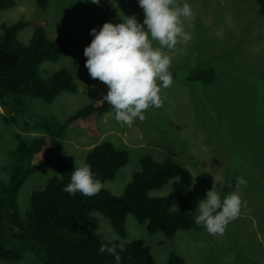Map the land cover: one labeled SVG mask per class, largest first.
I'll list each match as a JSON object with an SVG mask.
<instances>
[{
    "label": "rangeland",
    "instance_id": "rangeland-1",
    "mask_svg": "<svg viewBox=\"0 0 264 264\" xmlns=\"http://www.w3.org/2000/svg\"><path fill=\"white\" fill-rule=\"evenodd\" d=\"M187 2L193 13L191 39L177 48L183 54L173 55L169 71L172 84L161 88L160 107L144 111L145 119L123 124L114 119L113 112L99 115L91 124H76L69 128L57 149L44 148L32 172L17 194L18 212L24 216L29 196L43 188L45 182L57 175V158L72 157L74 166H82L88 150L102 142H111L126 150L127 163L114 178L102 183V188L119 196L134 173L139 160L149 156L160 162L172 158L181 167V174L161 188L150 191L149 197H166L171 210L185 211L194 219L198 200L204 199L213 185L223 198L236 192L242 207L223 234L207 233L205 229L177 231L171 238L160 232L148 234L145 226L128 215L125 237L120 238L108 221L98 213L97 233L107 242L129 243L140 240L150 250L155 264H165L170 254L181 257L184 264H264V19L253 0H175ZM135 16L143 21V11L137 0H48L39 9L34 0H14L11 8L0 12L2 26L18 21L26 25L17 33V41L26 44L35 28H41L48 39H64L67 43L60 58L40 66V75L65 69L77 87L75 94L62 93L51 103L24 98V114L18 115L0 107V181L7 183L14 164L9 156L21 138L41 137L42 133L25 130L22 123L37 115H48L62 122L77 110L94 104L107 86L89 76L84 67L83 49L92 37V28L99 30L105 22L117 24L123 17ZM153 46L158 47L155 41ZM211 68L215 79L208 85L186 82L189 71ZM14 119V123L5 120ZM243 178L246 185L238 186ZM235 180L228 191L222 186ZM0 264H41L25 251L17 262L0 260Z\"/></svg>",
    "mask_w": 264,
    "mask_h": 264
},
{
    "label": "trees",
    "instance_id": "trees-1",
    "mask_svg": "<svg viewBox=\"0 0 264 264\" xmlns=\"http://www.w3.org/2000/svg\"><path fill=\"white\" fill-rule=\"evenodd\" d=\"M47 1L34 0L39 9H44ZM253 1L258 6V15L264 19V0ZM13 5L14 0H0V12ZM25 25L24 21L3 25L0 35V107L21 116L26 111L24 98L49 104L62 93L77 92L72 76L65 69L47 77L40 75L41 64L58 60L67 46L66 41L48 39L38 27L26 44H20L17 33ZM214 79L215 72L211 68L191 70L184 78L186 82L202 85H208ZM102 96L96 103L84 106L62 122L41 114L22 123L23 129L40 132L43 136L27 139L17 135L15 148L9 154L14 164L7 183L0 181V260L17 262L25 251H29L41 264H116L107 251L98 253L103 244L117 246L120 264H155L149 248L140 240L129 243L105 241L97 233L98 222L94 213L103 216L120 238L125 237L128 215L144 225L148 234L160 232L167 238L173 237L177 231L204 229L194 222L189 213L171 210L168 198L148 196L150 191L161 188L181 174V167L170 157L156 162L149 156H143L139 160L138 172L132 175L121 195L114 196L101 189L88 197L79 192L69 195L61 191L74 169L72 157L62 154L56 161L57 175L49 178L42 189L30 194L24 216L19 215L18 191L32 172L41 169L39 165H34L33 159L44 148L57 149L72 126L81 123L90 125L93 118L112 113ZM5 122L14 123V119ZM127 160L126 150L102 141L88 150L84 164L103 183L112 180ZM235 185V180L227 181L222 189L228 191ZM120 245L123 251H120ZM165 264H184V261L170 254Z\"/></svg>",
    "mask_w": 264,
    "mask_h": 264
},
{
    "label": "clouds",
    "instance_id": "clouds-1",
    "mask_svg": "<svg viewBox=\"0 0 264 264\" xmlns=\"http://www.w3.org/2000/svg\"><path fill=\"white\" fill-rule=\"evenodd\" d=\"M90 2L98 4L99 0ZM137 4L143 11L142 23H138L135 16L123 17L117 24L105 22L99 30L90 29L92 39L83 49L84 67L91 78L107 86L102 99L110 105L114 119L123 124L135 119L143 121L145 110L160 107V89L173 82L169 71L171 58L161 49L173 55L183 54L184 49H178L177 45L191 39L184 25L191 28L194 16L187 2L177 5L175 0H137ZM153 41L158 47L153 46ZM237 185H246V181L238 178ZM101 188L99 178L84 164L74 166L69 182L61 191L91 197ZM241 207L239 187L221 198L213 185L204 199L197 201L194 222L210 235L223 234L225 226L238 216ZM116 247L102 244L98 253L107 251L116 264H120ZM119 248L123 251L122 245Z\"/></svg>",
    "mask_w": 264,
    "mask_h": 264
}]
</instances>
